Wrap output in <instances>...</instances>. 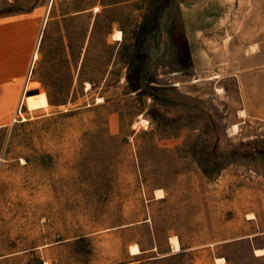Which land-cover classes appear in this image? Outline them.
Segmentation results:
<instances>
[{
  "label": "rangeland",
  "instance_id": "374dc122",
  "mask_svg": "<svg viewBox=\"0 0 264 264\" xmlns=\"http://www.w3.org/2000/svg\"><path fill=\"white\" fill-rule=\"evenodd\" d=\"M0 81V264H264V0H0Z\"/></svg>",
  "mask_w": 264,
  "mask_h": 264
},
{
  "label": "bare ground",
  "instance_id": "6f19581e",
  "mask_svg": "<svg viewBox=\"0 0 264 264\" xmlns=\"http://www.w3.org/2000/svg\"><path fill=\"white\" fill-rule=\"evenodd\" d=\"M115 39L117 41H121L122 40V33L121 32H117L115 34ZM87 88L89 89L90 88V85L88 84L87 85ZM99 102H102V99H99ZM139 124V123H138ZM163 192V191H162ZM164 194V193H163ZM172 245H173V249L174 251H180V246H179V243H178V240L177 239H174L173 242H172ZM262 251H257V253H261ZM140 253V249L137 245H134L131 247V254L132 255H137ZM262 254V253H261Z\"/></svg>",
  "mask_w": 264,
  "mask_h": 264
},
{
  "label": "crops",
  "instance_id": "0c3cea01",
  "mask_svg": "<svg viewBox=\"0 0 264 264\" xmlns=\"http://www.w3.org/2000/svg\"><path fill=\"white\" fill-rule=\"evenodd\" d=\"M195 62H196V57H195ZM249 81L246 79V78H243V82H242V92H251L248 90V87H249ZM8 87H6L1 81H0V92H8L7 91ZM253 92V91H252ZM243 99L244 101L246 100V96L244 95L243 93ZM3 110H4V107H0V116L1 114L3 113ZM6 127V125H0V128H4ZM179 243V241H178ZM179 246H180V243H179ZM141 253V252H140ZM139 253V254H140ZM137 254V255H139ZM132 255V254H131ZM223 260V259H222Z\"/></svg>",
  "mask_w": 264,
  "mask_h": 264
}]
</instances>
